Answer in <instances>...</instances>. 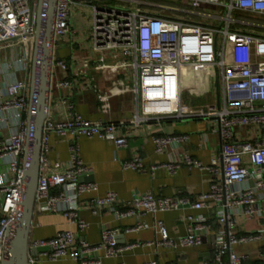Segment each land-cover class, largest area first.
<instances>
[{"label":"built area","instance_id":"obj_1","mask_svg":"<svg viewBox=\"0 0 264 264\" xmlns=\"http://www.w3.org/2000/svg\"><path fill=\"white\" fill-rule=\"evenodd\" d=\"M39 0H0V264L10 244L22 200L23 162L28 137L30 74L36 42ZM88 9L91 14L92 51L100 56L90 60L78 73V80L65 78L69 65L53 60L51 94L70 90L78 84L99 94L102 109L110 108L108 95L97 82L101 74L112 87L131 90L138 101L133 124L161 123L166 120L205 118L216 122L211 129L220 138L219 154L212 165L204 166L184 154L182 161L160 167L176 174L185 164L211 176L210 191L192 200L186 196L158 197L151 192L135 194L119 207L118 195L108 192L87 203L93 214L110 210L118 219L142 217L189 208L214 211L210 220L204 215H189L187 233L179 238L169 235L164 222L153 227L159 235L155 245L170 251L201 248L210 240L212 261L203 264H252L247 254L235 246L263 240L264 229L243 232L237 218L263 217L264 201V34L246 32L234 25L258 26L237 19V11L264 16V0H57L55 42L72 32L76 13ZM107 54V55H106ZM229 57V61L227 59ZM221 70L224 104L210 105L201 114L182 112V93L193 82H204L214 70ZM51 99V96H50ZM65 116L49 113L44 123L40 158V177L35 196V213L62 216L77 228L54 237L30 241L37 248L29 256L30 264L42 259H64L80 264H101L103 258H116L140 244L119 245L118 233L101 230V240L90 243L80 237L89 223L80 217V199L98 190V184L83 178L92 173L85 165L77 138L87 136L107 140L122 148L128 145L118 136L115 123L89 121L81 117L75 105L61 98ZM258 127L262 141L235 140L236 127ZM71 134L70 159L66 168L50 158V136ZM155 151L187 136H153ZM125 169L143 167L135 157L123 163ZM156 169L157 166H153ZM221 177V179L219 178ZM251 183L243 188L238 186ZM212 203V205H211ZM139 223L126 233L149 229ZM264 264V249L259 254ZM124 264V263H121ZM144 264H175L152 260Z\"/></svg>","mask_w":264,"mask_h":264},{"label":"crops","instance_id":"obj_2","mask_svg":"<svg viewBox=\"0 0 264 264\" xmlns=\"http://www.w3.org/2000/svg\"><path fill=\"white\" fill-rule=\"evenodd\" d=\"M79 19H81L80 12L73 17L71 34L56 40L54 46V60H65L69 65L68 71L62 76L76 81L79 70L87 66L90 60H95L100 56V54H95L92 51L91 43L87 40L88 31L83 36L78 35V32L81 31ZM249 22L258 26L234 25V27L241 28L246 32L264 34V19L260 22ZM227 59L229 61V57ZM96 76L101 89L108 95L110 108L107 112L102 109L103 102L99 98V94L82 84H78L70 90H54L50 99L51 112L57 114L60 111L65 116V108L60 99L62 97L67 98L74 103L76 112L83 119L93 122L102 120L115 123L118 127L117 135L128 140L126 147L119 148L112 142L97 137L79 136L77 138L81 158L85 165L92 168V173L83 179L98 184L97 191L80 199V217L89 223V228L80 233V237L90 243H98L101 240V230L111 229L118 233L119 245L140 244V246L125 252L120 257L103 258L101 264H144L152 260L175 264L210 263L212 261V249L209 239H206V244L201 248L177 251L145 244L156 242L159 239V235L153 228L156 221L164 222L169 235L173 238H179L187 233L185 221L187 216L201 214L208 216L211 220L214 218V211H195L184 208L155 216L145 215L118 219L112 211L107 209L98 214H93L88 209L87 203L96 197H104L108 192H114L118 195V205L121 208H124L138 193L151 192L158 197L186 196L192 200L198 199L201 194L208 193L212 180L208 172L183 164L176 174H172L160 166L169 162L182 161L184 154L198 160L204 166L212 165L213 160L219 154L220 145L219 135L211 131L216 122L196 117L183 120H166L161 123L133 124L131 120L136 117L138 111V101L134 93L131 90L123 92L120 88L112 87L110 82L101 74H96ZM213 104L221 107L224 104L220 69L207 75L204 82L189 84L182 93V112L185 114H201ZM160 135H185L188 139L182 142H174L163 152L158 153L155 151L151 138ZM72 138L71 134L64 137L56 134L50 136V158L53 162L60 163L62 169L69 164V143ZM235 140L240 142L262 141V132L256 126L236 127ZM135 157L141 158L143 167L125 169L123 163ZM153 166H157V168L153 169ZM219 178L221 179L220 176ZM247 185H251V183L240 185L238 189ZM261 207L264 211V201ZM139 223L148 224L150 228L139 233H126V229ZM237 223L243 232L257 231L264 229V216L253 219L238 217ZM65 230L77 232L76 226L62 216L35 213L31 241L51 238L58 232ZM234 249L238 253L247 254L252 264H261L259 254L264 249V238L254 243L236 245ZM38 264L80 263L70 259L57 262L42 259Z\"/></svg>","mask_w":264,"mask_h":264},{"label":"water","instance_id":"obj_3","mask_svg":"<svg viewBox=\"0 0 264 264\" xmlns=\"http://www.w3.org/2000/svg\"><path fill=\"white\" fill-rule=\"evenodd\" d=\"M57 0H39L36 42L30 76L28 137L23 162L21 204L10 244L1 264H30L31 230L35 215V196L40 177L44 123L49 113L54 60V22Z\"/></svg>","mask_w":264,"mask_h":264},{"label":"rangeland","instance_id":"obj_4","mask_svg":"<svg viewBox=\"0 0 264 264\" xmlns=\"http://www.w3.org/2000/svg\"><path fill=\"white\" fill-rule=\"evenodd\" d=\"M91 14L88 9H84L81 11V19L80 21V30L78 32V35L83 36L88 31V38L87 40L90 41L91 38V31H90V24H91Z\"/></svg>","mask_w":264,"mask_h":264},{"label":"trees","instance_id":"obj_5","mask_svg":"<svg viewBox=\"0 0 264 264\" xmlns=\"http://www.w3.org/2000/svg\"><path fill=\"white\" fill-rule=\"evenodd\" d=\"M235 17L237 19H242V20H247V21H255V22H260L261 20L264 19V16H259V15H253L250 13H245L241 11H237L235 13Z\"/></svg>","mask_w":264,"mask_h":264}]
</instances>
